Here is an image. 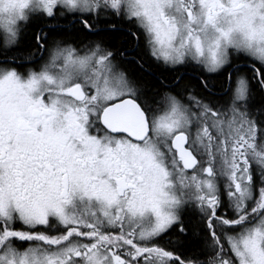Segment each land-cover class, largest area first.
Instances as JSON below:
<instances>
[{
  "label": "snow or ice",
  "instance_id": "1",
  "mask_svg": "<svg viewBox=\"0 0 264 264\" xmlns=\"http://www.w3.org/2000/svg\"><path fill=\"white\" fill-rule=\"evenodd\" d=\"M0 264H264V0H0Z\"/></svg>",
  "mask_w": 264,
  "mask_h": 264
}]
</instances>
